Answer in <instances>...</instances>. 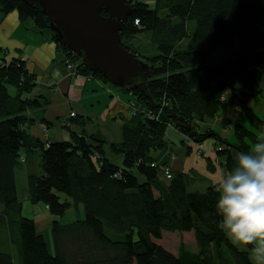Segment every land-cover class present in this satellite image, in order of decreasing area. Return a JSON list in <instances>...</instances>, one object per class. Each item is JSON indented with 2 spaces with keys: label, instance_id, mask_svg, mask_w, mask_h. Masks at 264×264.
<instances>
[{
  "label": "trees",
  "instance_id": "trees-1",
  "mask_svg": "<svg viewBox=\"0 0 264 264\" xmlns=\"http://www.w3.org/2000/svg\"><path fill=\"white\" fill-rule=\"evenodd\" d=\"M127 1L133 12L122 39L149 34L157 52L143 58L151 68L147 92L129 89L143 111L125 122L120 143H110L115 160L99 131L87 136L69 129L68 140L46 143L32 137L28 126L34 121L27 112L41 106V99L30 95L35 76L0 49V232L9 241V247H0V264H254L250 250L256 245L251 236L236 234L233 223H257L264 210L246 178L248 169L264 167V117L255 110L264 97V0H153L154 6ZM1 5L4 14L16 11L22 21L51 32L58 48L78 60L79 73L106 81L56 39L39 4L2 0ZM229 73H239L242 90L232 86ZM173 113L190 126L176 124L180 132L201 143L208 134L197 123L220 118L230 131L224 139L240 149L212 132L216 161L206 157L209 170L222 169L221 182L190 190L188 173L157 161L153 154L167 147ZM184 146L190 154L191 143ZM23 165L30 201L44 203L51 215L54 250L36 221L23 215L16 179ZM230 176L236 181L232 198ZM72 207L83 208L84 217L60 221ZM165 231L193 232L197 251L184 245L178 254L169 251L158 242Z\"/></svg>",
  "mask_w": 264,
  "mask_h": 264
},
{
  "label": "crops",
  "instance_id": "crops-1",
  "mask_svg": "<svg viewBox=\"0 0 264 264\" xmlns=\"http://www.w3.org/2000/svg\"><path fill=\"white\" fill-rule=\"evenodd\" d=\"M26 22L27 25L23 26L16 11L6 14L0 24V49L7 54V60L12 58L23 62L28 72L34 75L37 81L32 94L41 99V106L27 112L29 118L34 121L28 126L29 133L32 137L46 143L68 140L70 130L87 136L99 131L107 140L105 150L108 157L117 159L112 155L110 143H120L123 140V126L132 118L129 107L132 99L129 93L113 87L110 92L108 85L100 78H87L85 75L73 76L63 63V55L55 41L50 39L46 31L42 33L33 21L26 20ZM236 75L239 80V73ZM234 86L242 90L241 85L234 84ZM251 103L254 102L251 101ZM72 112H75V116L71 117ZM233 118L235 120L237 117L234 115ZM81 120H84V123H81ZM215 120L216 123L220 122V118ZM221 134L223 138H228L231 133L229 131ZM214 144L215 139L203 142L202 155L206 156L204 155L206 151L215 158ZM176 146L177 144L172 142V145L167 147L173 150L172 153L170 149L161 151L155 158L161 165L170 166L173 171L187 173L185 153L179 147L180 145ZM262 152L264 154V149ZM209 154L206 157H209ZM36 163H39L38 159ZM220 172L221 177L216 182L207 175L201 174L198 177L203 179L206 185L204 189L224 179L222 169ZM198 178L193 179L194 188ZM246 178L254 187L255 198L260 199L264 205V167L248 169ZM228 181L230 193L236 181L232 176ZM229 196L232 198L231 193ZM36 223L38 231L42 233L38 222ZM233 230L236 234L251 236L256 245L252 253L257 252L252 261L254 264H264V210L259 214L257 223L252 220L236 222L233 223ZM44 237L51 247L46 234ZM236 239L239 238L236 237Z\"/></svg>",
  "mask_w": 264,
  "mask_h": 264
},
{
  "label": "water",
  "instance_id": "water-1",
  "mask_svg": "<svg viewBox=\"0 0 264 264\" xmlns=\"http://www.w3.org/2000/svg\"><path fill=\"white\" fill-rule=\"evenodd\" d=\"M1 1L0 14L3 12ZM22 1L42 7L56 39L74 52L90 72H99L115 86L147 92L150 66L122 45L120 32L133 12V6L127 0ZM103 10L107 15L103 14ZM147 96L153 103L148 93ZM171 118L176 124L190 129L185 117L173 113ZM212 134L210 132L208 136ZM219 140L225 145L240 149L227 139Z\"/></svg>",
  "mask_w": 264,
  "mask_h": 264
},
{
  "label": "rangeland",
  "instance_id": "rangeland-1",
  "mask_svg": "<svg viewBox=\"0 0 264 264\" xmlns=\"http://www.w3.org/2000/svg\"><path fill=\"white\" fill-rule=\"evenodd\" d=\"M148 3H149V5H152V6L155 5L153 0H151ZM165 3H166L165 1H163L162 4L160 3L161 4L160 10L162 13L166 11ZM5 17H6V14H4V12H2L0 14V24ZM21 22H22L23 26L27 25L26 20L25 21L21 20ZM42 33H44V32H42ZM46 33L49 35L50 39L53 40L51 32L46 31ZM53 41H55V40H53ZM122 41H124L125 46L129 47L134 52L136 57L138 56V58L143 60L145 63H147L148 61H146V59H143V58H148L149 56H151L152 54L157 52L156 48L151 43L149 34H138V35H135V36L130 37V38H124V39H122ZM189 43H190L189 40H186L184 42L185 45H188ZM55 44H56L57 48L60 47L56 41H55ZM243 48L248 50L247 49L248 44L243 43ZM59 51H60V53H62L63 63L66 65V67L70 71V73L76 77L82 76L83 74L79 73V71H78V60L77 59L73 60L72 56H70L66 52H64L62 50V48H60ZM239 52H241V49L235 51V54L236 53L238 54ZM232 56L233 55H231V57ZM224 60H225L224 58L221 59V62H224ZM0 63H2V61H0ZM2 65H3V63H2ZM228 75L230 76L232 86L234 84H236V86L240 85L238 77L236 74L229 73ZM85 76L87 78H98L97 76H95L93 74H88ZM105 83L108 85L107 88L110 92H112L111 87H113V88H117V89H120V90H123V91L129 93V95L132 99L131 102L129 103L131 115H134V113L136 111H139V110L143 111V108H142L143 105L140 103V101H138L136 95L133 92H131L129 89H127V88L123 89L122 87L115 86V85L109 83L108 81H105ZM35 84L37 85V81H35ZM36 85H35V87H36ZM35 87L30 92V95H34L32 93L34 92ZM13 88H15V87H13ZM10 91L12 92L13 90L10 89ZM153 103H154V101H153ZM158 107L156 106L155 108L160 109V107H161L160 104ZM255 110L259 113V115L264 117V97L261 98V101L255 106ZM72 114H74V115H72ZM149 115L151 116L150 113H148V116ZM72 116H75V112L71 113V117ZM171 119L174 122H172V123L169 122L171 124L167 125V130H166L167 147H170L172 145V142H175L177 144L176 147H178L180 145L179 147L182 148L181 150L183 151V153H185L186 170H187V173L189 174L190 178L197 179L202 174L203 176L207 175L210 179H212L214 182H216V180L221 177V172H220V169L218 168L217 164H216L217 167L212 171L207 168L206 156H208L209 153H207L205 151L204 155H206V156L202 155L203 152H201V151H202V149L204 150V148H202L201 145L203 144V142L201 143V141L192 140L188 135H183L180 132V130L176 127L175 120L173 118H171ZM216 122L217 121L215 119L213 121L207 120L202 124L197 123L196 128L197 127L202 128L203 133H206V134H209L210 132H217L218 134H221L223 132H229L227 129H224L221 127L220 122L219 123H216ZM208 131H209V133H208ZM221 135H223V134H221ZM225 138H227V137H225ZM208 140L212 141L213 138L211 136L210 137L208 136V138L205 141L209 142ZM185 142H186V144L191 143V145H192V151L190 154H188L186 151V147L184 146ZM167 147L161 151H167L168 149H170ZM252 150L255 151L254 149H252ZM161 151L154 152L153 155L156 157V155L158 153H160ZM169 151H171V153L173 152L172 149H170ZM213 152L215 154L214 148H213ZM213 160L216 161L214 158H213ZM27 176H28V167H26L24 165L22 168H20L16 171V179H17L19 198L23 203V215L27 216V217H31V218L35 219L36 222H38V226H39L40 230L43 231L42 233H44V235L46 234V237L51 242V246L54 250L52 234H51V224H52L51 215L48 212V209L44 203L34 204L30 201L28 194H27L28 193V191H27ZM202 180L203 179L198 178V180L196 182L197 188H196V186L194 188V185H191L190 190H195V189L196 190H202V191L205 190L204 188L206 187V185L204 184V182ZM198 186H200V187H198ZM61 199L62 200L65 199V196L63 194H61ZM83 217H84L83 208L80 209V208L72 207L66 212L65 216L62 218L60 217L59 220L64 222V223H67V222H72L78 218H83ZM235 240H237V239L235 238ZM8 242L9 241H8L7 237L5 236V233L0 232V247H5V248L9 247ZM158 242L161 245H163L165 248H167L169 251L173 252L174 254L179 253L182 245H184L185 249L189 252H196L197 251V245H196V241H195V237H194L193 232H182L181 233V232H166L165 231V232H163L162 239H160ZM238 245L242 249H245V245L243 242L240 241L238 243ZM12 250H14V247L12 248ZM252 250H250V254H251V259L254 260V258L257 255V252L253 251V253H252ZM14 251H16V250H14Z\"/></svg>",
  "mask_w": 264,
  "mask_h": 264
},
{
  "label": "built area",
  "instance_id": "built-area-1",
  "mask_svg": "<svg viewBox=\"0 0 264 264\" xmlns=\"http://www.w3.org/2000/svg\"><path fill=\"white\" fill-rule=\"evenodd\" d=\"M150 1L151 0H147V3L150 2ZM72 115H74V114H72ZM165 172H166V175H167L168 178L171 177L170 169L166 168Z\"/></svg>",
  "mask_w": 264,
  "mask_h": 264
}]
</instances>
